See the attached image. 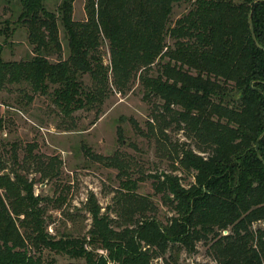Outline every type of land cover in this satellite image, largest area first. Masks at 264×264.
Segmentation results:
<instances>
[{
	"label": "trees",
	"instance_id": "trees-1",
	"mask_svg": "<svg viewBox=\"0 0 264 264\" xmlns=\"http://www.w3.org/2000/svg\"><path fill=\"white\" fill-rule=\"evenodd\" d=\"M49 1L6 0L19 6L17 21L26 27L31 51L4 60L0 44V89L15 85L28 102L35 94L50 95L59 112L71 116L99 111L109 95V71L119 92L138 73L144 97L161 101L165 125L175 122L193 141L196 151L184 144L175 151L193 182L184 186L169 172L153 176L155 192L173 212L166 223L155 217L147 196L132 195L129 205L122 202L115 227L90 209L89 239L53 238L43 232L37 199L15 155L16 167L9 169L0 155V264H55L43 250L84 264H150L174 247L193 253L200 241L215 264H264V229L253 228L264 223V135L261 158L254 148L264 131V0H190L173 23V4L180 0H85L84 20L73 18L74 0H59L55 8ZM103 39L109 66L99 54ZM51 160H39L37 169L50 175ZM110 164L120 166V160Z\"/></svg>",
	"mask_w": 264,
	"mask_h": 264
},
{
	"label": "rangeland",
	"instance_id": "rangeland-1",
	"mask_svg": "<svg viewBox=\"0 0 264 264\" xmlns=\"http://www.w3.org/2000/svg\"><path fill=\"white\" fill-rule=\"evenodd\" d=\"M58 1H49L48 7L55 8ZM189 1L173 4L170 23L189 9ZM84 3L85 0H74L72 16L75 20L85 19ZM18 13V4L0 0V44L4 60L24 59L31 51L26 27L17 21ZM59 36L63 46L61 56L65 58L68 49L60 23ZM99 54L103 65L109 66V47L105 39ZM50 59L56 60V57ZM108 75L109 95L99 111L80 109L71 116H63L50 95L35 94L28 102L15 85L0 89L3 121L0 155L7 169L16 167L12 164V155H15L19 174L31 184L43 232L48 237L71 235L89 239L90 209L97 212V216H106L115 227L122 221L116 215L122 202L129 205L132 195L147 196L154 205L155 217L166 223L173 212L164 204L162 193L155 192L153 176L169 172L178 175L184 186L193 182L192 174L179 168L175 153L177 146L182 144L195 149L193 141L176 128L175 122L165 125V118L159 114L161 101L144 97L138 73L124 92L115 89L110 71ZM83 80L90 83L88 75ZM29 145H33L30 154ZM50 158L52 163L45 168L50 175H44L37 169L38 161L44 165ZM111 158L119 159L120 166L110 164ZM253 228L264 229V223L255 222ZM42 255L44 259H53L55 264H84L83 259H71L53 251L43 250ZM167 262L215 264L207 244L202 241L197 242L193 253L174 247L152 259L150 264Z\"/></svg>",
	"mask_w": 264,
	"mask_h": 264
},
{
	"label": "water",
	"instance_id": "water-1",
	"mask_svg": "<svg viewBox=\"0 0 264 264\" xmlns=\"http://www.w3.org/2000/svg\"><path fill=\"white\" fill-rule=\"evenodd\" d=\"M253 8H254V1H252L250 3V14L248 16V20H249V23H250V20H251V14H252V11H253ZM252 32V31H251ZM253 39H254V36L252 35ZM264 135V131L262 133H260V135L258 136L257 140H256V143H255V151L258 155L259 158H261L260 154H259V151H258V140ZM224 233H226V231H224Z\"/></svg>",
	"mask_w": 264,
	"mask_h": 264
}]
</instances>
